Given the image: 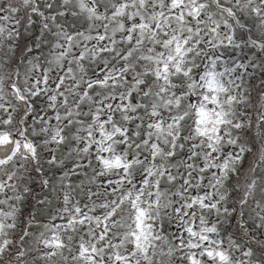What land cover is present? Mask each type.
I'll list each match as a JSON object with an SVG mask.
<instances>
[{
    "label": "snow or ice",
    "instance_id": "1",
    "mask_svg": "<svg viewBox=\"0 0 264 264\" xmlns=\"http://www.w3.org/2000/svg\"><path fill=\"white\" fill-rule=\"evenodd\" d=\"M0 264H264V0H0Z\"/></svg>",
    "mask_w": 264,
    "mask_h": 264
}]
</instances>
